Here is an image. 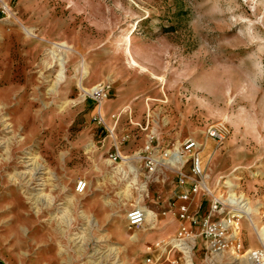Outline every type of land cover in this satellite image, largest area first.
I'll return each mask as SVG.
<instances>
[{
	"label": "rangeland",
	"instance_id": "obj_1",
	"mask_svg": "<svg viewBox=\"0 0 264 264\" xmlns=\"http://www.w3.org/2000/svg\"><path fill=\"white\" fill-rule=\"evenodd\" d=\"M107 85L103 124L92 91ZM120 86L125 104L107 111ZM218 126L222 145L207 136ZM188 138L211 188L243 211L244 252L260 247L264 0H0V264H147L176 235L179 189L174 167L149 176L140 157ZM137 207L156 218L129 230ZM189 256L250 264L209 258L201 241Z\"/></svg>",
	"mask_w": 264,
	"mask_h": 264
},
{
	"label": "built area",
	"instance_id": "obj_2",
	"mask_svg": "<svg viewBox=\"0 0 264 264\" xmlns=\"http://www.w3.org/2000/svg\"><path fill=\"white\" fill-rule=\"evenodd\" d=\"M110 86L100 87L94 91L93 98L97 101V118L99 123L104 122L101 113V103L109 98ZM120 117L115 115V126ZM207 136L222 145L227 138L225 127H211L207 130ZM202 145L193 138L185 139L183 143L173 150L159 151L152 146L146 147V154L140 157L145 162L149 176L163 168L172 169L176 173V185L179 189L171 212L174 211L178 228L176 235L167 243H157L150 246L147 264H160L164 257L169 264H180L187 258L189 252H194L197 242L201 241L206 250V256L216 258L218 256L232 255L237 258L248 256L250 264H264V240L260 247L245 253L239 224L243 219V211L230 199V195L217 194L211 188L205 171V164L201 157ZM155 153L160 157L156 158ZM116 163L124 158L120 148L115 144V151L110 156ZM88 184L81 180L76 185V192L84 194ZM206 197L209 209L201 213V206L196 198ZM166 214V213H163ZM159 215V214H158ZM157 215V216H158ZM146 222L145 212L142 208L132 209L127 217L129 230L143 227ZM160 253V255H159Z\"/></svg>",
	"mask_w": 264,
	"mask_h": 264
},
{
	"label": "bare ground",
	"instance_id": "obj_3",
	"mask_svg": "<svg viewBox=\"0 0 264 264\" xmlns=\"http://www.w3.org/2000/svg\"><path fill=\"white\" fill-rule=\"evenodd\" d=\"M64 45V44H63ZM65 46V45H64ZM125 46H126V53H128L129 55H130V48H131V36L128 34L127 36H126V38H125ZM129 62L130 63H132V64H136V62L133 60V58H131V56H130V59H129ZM85 75H88L89 74V70H87V68L85 67V73H84ZM83 80V79H82ZM82 80L80 81V86H81V88L83 87L82 86ZM99 88V86H97L96 87V89H94L92 92H94L95 90H97ZM233 197V196H232ZM231 199V198H230ZM232 201H233V203L235 202V200L234 199H231ZM241 203V202H240ZM140 208H142L143 210H144V212H145V216H146V222H147V220H149L150 218L151 219H155L156 218V216L154 215V213L153 212H151L150 210H148L147 208H145V207H140ZM128 217V216H127ZM243 217H244V215H243ZM153 221H155V220H153ZM156 222V221H155ZM152 224V223H151ZM259 236H260V238H262V239H264V231H260L259 232ZM193 254L194 255V252H189V254ZM189 254L187 255V257L189 256ZM193 262V258L191 257L190 258V256H189V260H188V264H193L192 263Z\"/></svg>",
	"mask_w": 264,
	"mask_h": 264
},
{
	"label": "crops",
	"instance_id": "obj_4",
	"mask_svg": "<svg viewBox=\"0 0 264 264\" xmlns=\"http://www.w3.org/2000/svg\"><path fill=\"white\" fill-rule=\"evenodd\" d=\"M113 82H114V90H115V80ZM122 87L120 86V87L116 88V93L118 94V96L120 95L121 97L111 100V102L108 103V110L107 111H117L122 105L125 104V101L122 100V95H123Z\"/></svg>",
	"mask_w": 264,
	"mask_h": 264
}]
</instances>
